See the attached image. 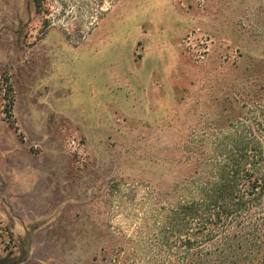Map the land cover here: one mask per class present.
<instances>
[{"label": "rangeland", "instance_id": "1", "mask_svg": "<svg viewBox=\"0 0 264 264\" xmlns=\"http://www.w3.org/2000/svg\"><path fill=\"white\" fill-rule=\"evenodd\" d=\"M262 55L264 0H0L4 263L80 264L99 232L132 237L223 116L224 74Z\"/></svg>", "mask_w": 264, "mask_h": 264}, {"label": "trees", "instance_id": "2", "mask_svg": "<svg viewBox=\"0 0 264 264\" xmlns=\"http://www.w3.org/2000/svg\"><path fill=\"white\" fill-rule=\"evenodd\" d=\"M251 64L240 78L224 74L223 116L179 151L188 172L161 183L170 195L141 202V229L99 232L106 245L80 264H264V55ZM11 240L0 225L4 251Z\"/></svg>", "mask_w": 264, "mask_h": 264}]
</instances>
